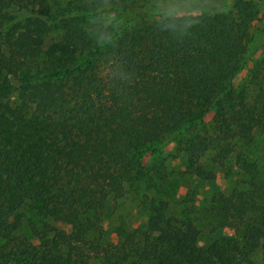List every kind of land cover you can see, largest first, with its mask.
I'll list each match as a JSON object with an SVG mask.
<instances>
[{
	"label": "trees",
	"instance_id": "trees-1",
	"mask_svg": "<svg viewBox=\"0 0 264 264\" xmlns=\"http://www.w3.org/2000/svg\"><path fill=\"white\" fill-rule=\"evenodd\" d=\"M35 2L0 0V264H264V169L236 154L264 134V54L238 83L264 48V0ZM196 3L227 9L164 8ZM212 112V132L195 131ZM171 145L203 182L206 155L218 168L236 157L244 189L217 194L206 212V234L235 238L200 246L194 222L158 205L103 246V213L145 157ZM33 207L36 245L18 235Z\"/></svg>",
	"mask_w": 264,
	"mask_h": 264
},
{
	"label": "rangeland",
	"instance_id": "rangeland-1",
	"mask_svg": "<svg viewBox=\"0 0 264 264\" xmlns=\"http://www.w3.org/2000/svg\"><path fill=\"white\" fill-rule=\"evenodd\" d=\"M39 9H53L62 6L69 0H35ZM111 1V0H110ZM118 1V0H114ZM170 15L185 14H215L226 11L225 5L215 3H196L191 6L164 7ZM264 30V23L256 25V32ZM59 33L51 32L46 38L43 50L57 41ZM258 54H264V48H260L257 54L250 56L246 66L238 79V83L253 67ZM213 112L202 122L197 123L195 131H209L213 128ZM236 154L257 164L260 171L264 169V134L256 133L251 144L246 146L238 142ZM209 153L202 160V165L210 173L207 182L198 180L189 174H185L188 163L183 155L176 151V145H171L160 155H148L143 162L142 174L124 187L122 198L113 202L103 213L102 236L100 243L105 246L118 242V231L141 228L151 215V207L164 205L167 217H174L180 221H192L201 229L203 236L199 245L203 246L208 239L216 238L233 239V230L224 229L213 237L206 234L210 225L209 215L206 213L211 207L217 194L228 195L233 188L244 189L240 183L241 175L236 166V157L229 159L224 168L214 166ZM23 218V226L18 235L26 237L34 245L36 239L32 238L27 228V222H39L42 217L36 207L24 208L19 213ZM60 229L68 230L64 225H57ZM205 234V235H204ZM212 237V238H209Z\"/></svg>",
	"mask_w": 264,
	"mask_h": 264
}]
</instances>
